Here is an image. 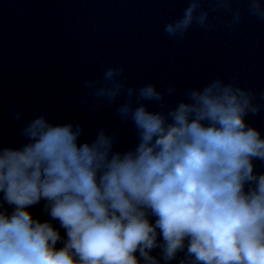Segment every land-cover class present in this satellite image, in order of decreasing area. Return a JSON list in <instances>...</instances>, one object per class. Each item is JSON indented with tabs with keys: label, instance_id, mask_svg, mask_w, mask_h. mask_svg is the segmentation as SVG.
Returning a JSON list of instances; mask_svg holds the SVG:
<instances>
[{
	"label": "clouds",
	"instance_id": "obj_1",
	"mask_svg": "<svg viewBox=\"0 0 264 264\" xmlns=\"http://www.w3.org/2000/svg\"><path fill=\"white\" fill-rule=\"evenodd\" d=\"M246 18L264 22V0H186L163 31L230 35ZM80 87L79 107L114 126L82 139L84 121L33 106L12 116L25 142L0 140V264H264V130L249 122L264 90L131 83L122 63Z\"/></svg>",
	"mask_w": 264,
	"mask_h": 264
}]
</instances>
